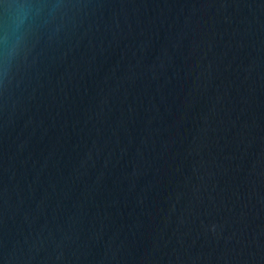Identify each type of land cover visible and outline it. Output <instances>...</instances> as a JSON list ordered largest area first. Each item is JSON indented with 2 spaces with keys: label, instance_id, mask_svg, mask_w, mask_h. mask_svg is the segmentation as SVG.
Wrapping results in <instances>:
<instances>
[{
  "label": "water",
  "instance_id": "water-1",
  "mask_svg": "<svg viewBox=\"0 0 264 264\" xmlns=\"http://www.w3.org/2000/svg\"><path fill=\"white\" fill-rule=\"evenodd\" d=\"M0 264H264V0H0Z\"/></svg>",
  "mask_w": 264,
  "mask_h": 264
}]
</instances>
